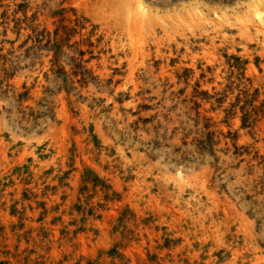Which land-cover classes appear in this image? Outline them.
Instances as JSON below:
<instances>
[{"label":"rangeland","instance_id":"rangeland-1","mask_svg":"<svg viewBox=\"0 0 264 264\" xmlns=\"http://www.w3.org/2000/svg\"><path fill=\"white\" fill-rule=\"evenodd\" d=\"M129 1L0 0V264H264V0Z\"/></svg>","mask_w":264,"mask_h":264},{"label":"bare ground","instance_id":"bare-ground-1","mask_svg":"<svg viewBox=\"0 0 264 264\" xmlns=\"http://www.w3.org/2000/svg\"><path fill=\"white\" fill-rule=\"evenodd\" d=\"M127 12L129 14L128 15L129 22H131L132 26H134L138 30H141L143 28L144 20L148 19L149 18L148 15H150L148 9L144 5L143 0H130L128 3ZM256 15L258 18H260L261 17L260 11H256Z\"/></svg>","mask_w":264,"mask_h":264}]
</instances>
